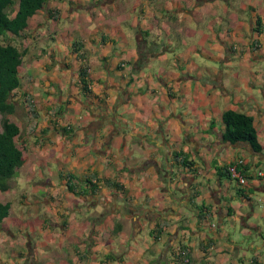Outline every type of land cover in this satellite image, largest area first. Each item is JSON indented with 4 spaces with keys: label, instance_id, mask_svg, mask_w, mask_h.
I'll return each mask as SVG.
<instances>
[{
    "label": "crops",
    "instance_id": "crops-1",
    "mask_svg": "<svg viewBox=\"0 0 264 264\" xmlns=\"http://www.w3.org/2000/svg\"><path fill=\"white\" fill-rule=\"evenodd\" d=\"M27 23L19 75L34 113L13 120L24 147L13 179L27 186L19 195L30 194L24 203L34 208L10 215V206L0 226L16 219L37 240L8 257L2 247L0 264H21L18 256L24 264H175L179 247L181 264H264V0H46ZM207 29L210 40L222 35L218 56L193 50L224 67L210 66L203 77L173 67L151 72L161 34L199 35L193 46L206 50ZM197 78L206 90L191 89ZM225 109L251 116L260 152L223 141L221 122L209 126ZM235 159L246 167L242 187L216 169ZM46 160L67 164L58 184L40 177L37 163ZM69 173L78 194L65 186ZM91 177L99 180L94 192L84 182ZM74 197L82 203L68 208Z\"/></svg>",
    "mask_w": 264,
    "mask_h": 264
},
{
    "label": "trees",
    "instance_id": "trees-1",
    "mask_svg": "<svg viewBox=\"0 0 264 264\" xmlns=\"http://www.w3.org/2000/svg\"><path fill=\"white\" fill-rule=\"evenodd\" d=\"M46 0H0V192L10 188L9 181L14 177V173L23 163L21 146V130L16 123L9 120L5 115L14 114L17 102H20L28 113L33 114V106L26 91H21V80L19 67L22 63L24 49H21V41L25 37L24 31L27 28V20L43 8ZM258 20L254 21L253 32L259 34L261 29ZM257 42L252 40L250 48L255 49ZM76 50V49H75ZM79 87L83 92H87L86 67L81 64L78 69ZM222 124L221 139L228 143H246L253 152H260L261 145L257 140L255 128L250 115L233 109H225L219 115ZM63 130L65 131L64 127ZM172 158L183 166H189L191 161L186 160L181 152H173ZM227 165L216 167L217 170L226 171ZM240 170L247 176L246 167L239 166ZM60 175V174H59ZM65 186L73 194H78L74 186L68 182L73 178L72 174L65 177ZM93 179L94 181H92ZM84 182L91 185L89 191L94 192L92 187L96 184L97 178L91 177ZM99 182V180H97ZM107 184V181H103ZM114 188L121 186L114 184ZM240 190V189H239ZM9 202L0 201V223L9 213ZM199 212V217L205 216L203 205L195 206ZM208 213V210H207ZM175 264L183 263L186 253L183 248H177L172 253Z\"/></svg>",
    "mask_w": 264,
    "mask_h": 264
},
{
    "label": "rangeland",
    "instance_id": "rangeland-1",
    "mask_svg": "<svg viewBox=\"0 0 264 264\" xmlns=\"http://www.w3.org/2000/svg\"><path fill=\"white\" fill-rule=\"evenodd\" d=\"M207 24H210L208 22H206V26L209 27ZM219 26V23H216V27L217 28ZM208 29L207 32L203 30L202 32V37L207 38V44H208V48H206V50L203 48V46L199 45V46H193L195 43L200 42L197 40V38L195 37H199V35L196 34H189V35H184L182 37H175V36H170V35H162L161 34V41H158L159 46H157L154 50L153 53H155V56L153 58L150 59L151 63H154L153 68H151V72L152 73H157V71L155 70L154 67H161L162 69L167 70L169 67H173L176 70L182 69L184 71H188V74L191 76H208V71L211 70V68H217V67H224V63L223 61H216V60H211V59H207L202 58L199 54V50L195 51L193 49H201L202 51H204L205 53L209 54L212 53L213 55H217L218 56V44L220 42L219 36L220 38L222 37V35H216L214 39H211V36L208 35ZM153 36V35H152ZM151 35H149L147 38H153ZM150 42H152V39H150V41H147L148 44H150ZM163 42L164 44H169V50L170 51H164L162 52L163 48L160 45V43ZM204 45V44H203ZM157 51L160 52L157 54ZM163 57V58H161ZM161 58V59H160ZM201 59V60H200ZM176 62L179 63L178 66H175L173 64H175ZM170 64H172L173 66H170ZM212 66V67H210ZM147 67V66H146ZM198 67V68H196ZM201 67H207V74L205 73L206 71L203 70V68ZM172 68V69H173ZM150 68H148L149 70ZM147 73V69L144 71V74ZM196 80L199 81V84H195L192 83L191 85V89H194V91H203L206 90L205 88L201 87V80L199 78H197ZM211 89H208L207 87V95L209 94V91ZM215 94H218V90L215 92ZM186 95V94H184ZM34 104V102H32ZM64 106V105H63ZM197 107L194 108V110H196V112H202V108H200V105H195ZM72 107H76V105H72ZM80 109V114L81 115H85L88 113V111L85 108H79ZM128 109V108H127ZM71 111H73L71 109ZM23 113L26 114L27 111L25 110V108L22 106V104H16V108L14 111V114L12 115H5V117H7L9 120H16V122H22L23 120H21V118L23 117ZM128 113H132V112H128ZM1 117V115H0ZM26 117V116H25ZM215 120V119H214ZM209 126H212V124H220V120L219 118H217L215 121L209 120L208 121ZM22 125H26V122H24ZM38 166V171L40 174V177H44V175L46 176L45 178H43L46 181H49L52 185L54 183L58 184V181L60 180L58 178V173L60 172V166L61 167H66L67 164L64 161L61 162H55V161H50V160H46L45 163H37ZM44 166V167H43ZM31 170V169H30ZM31 172L33 173V181H36L37 179L39 180L38 176H37V172L35 169H32ZM17 175V171H15L14 176ZM14 178V177H13ZM11 179L9 181V185L10 188L4 192H0V200H8V202L10 203V215L12 214H18L19 212H17L18 207L25 210L26 213H31V210L34 208V204L33 205H25V201H28V199L32 198L31 196H29L30 194L24 195V196H20L19 194L21 192H27V186L25 184H14L15 180ZM40 178V179H41ZM71 182H75V179L70 178ZM77 188V184L75 186ZM23 205H22V204ZM68 208H73L74 205L82 203L79 201L78 197H74L73 199H71L68 202ZM38 205L39 208L43 207V203L38 201L36 203ZM20 217V216H19ZM13 218V216H12ZM22 218V217H20ZM13 222H10V220H6V224L9 225L8 228H5V226L2 225V227L0 226V249L3 247L5 250L4 252H2V257H8L10 255L11 252H15V251H22L24 253H26L27 251V247H26V243L28 240H37V239H30L29 237V231L30 226H28L27 224L24 225V229H21V227H19L18 225L20 223H16L15 220L16 219H12ZM1 225V223H0ZM55 229V228H54ZM56 230V229H55ZM35 232V231H34ZM11 234V235H10ZM34 236L37 235V233H33ZM29 237V238H28ZM32 234H31V238H32ZM39 237V235H38ZM142 239H144V235H142ZM32 242V241H31ZM38 250V249H37ZM23 257V256H22ZM22 257L18 256L15 258V261L24 264V259H22ZM5 261H8L6 259H3Z\"/></svg>",
    "mask_w": 264,
    "mask_h": 264
},
{
    "label": "built area",
    "instance_id": "built-area-1",
    "mask_svg": "<svg viewBox=\"0 0 264 264\" xmlns=\"http://www.w3.org/2000/svg\"><path fill=\"white\" fill-rule=\"evenodd\" d=\"M243 165V161L241 159H235L232 162L227 164L226 171L230 178H232L235 183L242 187L245 185L247 181V176L240 170L239 166ZM256 176L260 177L263 175L261 170L255 171Z\"/></svg>",
    "mask_w": 264,
    "mask_h": 264
},
{
    "label": "water",
    "instance_id": "water-1",
    "mask_svg": "<svg viewBox=\"0 0 264 264\" xmlns=\"http://www.w3.org/2000/svg\"><path fill=\"white\" fill-rule=\"evenodd\" d=\"M251 149V148H250Z\"/></svg>",
    "mask_w": 264,
    "mask_h": 264
}]
</instances>
